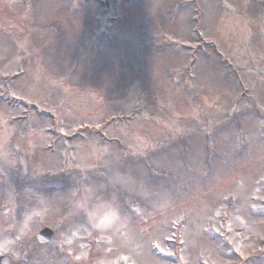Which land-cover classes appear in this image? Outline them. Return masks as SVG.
I'll use <instances>...</instances> for the list:
<instances>
[{"label": "rangeland", "instance_id": "obj_1", "mask_svg": "<svg viewBox=\"0 0 264 264\" xmlns=\"http://www.w3.org/2000/svg\"><path fill=\"white\" fill-rule=\"evenodd\" d=\"M0 255L264 264V0H0Z\"/></svg>", "mask_w": 264, "mask_h": 264}, {"label": "water", "instance_id": "obj_2", "mask_svg": "<svg viewBox=\"0 0 264 264\" xmlns=\"http://www.w3.org/2000/svg\"><path fill=\"white\" fill-rule=\"evenodd\" d=\"M105 2L104 8L107 10L109 7L108 0H102ZM54 231L49 227L42 228L37 234V240L39 243L45 244L52 240ZM1 261V257H0Z\"/></svg>", "mask_w": 264, "mask_h": 264}, {"label": "clouds", "instance_id": "obj_3", "mask_svg": "<svg viewBox=\"0 0 264 264\" xmlns=\"http://www.w3.org/2000/svg\"><path fill=\"white\" fill-rule=\"evenodd\" d=\"M110 211L113 212L114 214L118 215V212L116 209L113 208V209H110ZM89 215L91 216L93 214L90 212Z\"/></svg>", "mask_w": 264, "mask_h": 264}, {"label": "snow or ice", "instance_id": "obj_4", "mask_svg": "<svg viewBox=\"0 0 264 264\" xmlns=\"http://www.w3.org/2000/svg\"><path fill=\"white\" fill-rule=\"evenodd\" d=\"M102 223H103V221H102Z\"/></svg>", "mask_w": 264, "mask_h": 264}]
</instances>
